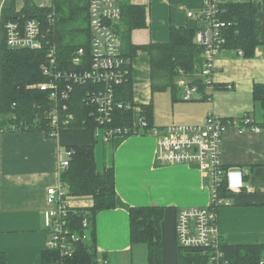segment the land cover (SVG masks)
Listing matches in <instances>:
<instances>
[{
  "label": "crops",
  "instance_id": "1",
  "mask_svg": "<svg viewBox=\"0 0 264 264\" xmlns=\"http://www.w3.org/2000/svg\"><path fill=\"white\" fill-rule=\"evenodd\" d=\"M256 1L260 6L263 45L251 60L233 51L219 55L214 82L234 89L216 95L215 92L211 101L184 102L182 93L173 101L170 93L168 98L163 96L159 100L160 104L168 101L163 109L157 110L151 89L150 57L144 51L137 53L132 61L134 102L139 109L142 105H155L154 127L200 125L212 112L221 118L248 116L259 126L262 111L255 106L252 92L255 84H264V0ZM130 3L146 8L147 27L131 32L135 46L168 43L172 27L202 28L188 14H198L204 0H130ZM135 117H140L139 110L135 111ZM259 127V133L249 130L240 133L231 128L223 136L224 165L248 172L246 181L253 189L251 193L229 194L226 198L231 206L218 211L220 231L232 246L264 245V127ZM93 140L88 130L71 128L64 129L56 138L41 131L0 134V254L5 257L4 264H41V255L47 250L42 215L49 208L47 191L61 183L59 165L68 148L96 143L98 170L102 172L108 164L110 145L102 136ZM112 147L117 208L96 215L98 253L105 255L110 264H123V258L134 264L133 253L138 246H133L130 240V210L163 207L165 264H176V215L182 209L206 207L210 203L201 169L196 165L160 164L156 159V139L152 136L118 137ZM68 202L76 209L91 208L94 204L90 197H68Z\"/></svg>",
  "mask_w": 264,
  "mask_h": 264
},
{
  "label": "trees",
  "instance_id": "2",
  "mask_svg": "<svg viewBox=\"0 0 264 264\" xmlns=\"http://www.w3.org/2000/svg\"><path fill=\"white\" fill-rule=\"evenodd\" d=\"M16 4L17 0H8L1 20L0 134L41 131L49 138H54L50 135L48 119L53 102L48 92L33 89V86L49 80L41 71V67L47 61L46 51L9 48L6 40V26L23 16L26 17L25 20L38 19L47 41L57 47L59 60L70 62L74 52L79 48L84 47L90 52L89 0H52L50 8L40 7L32 0H25L24 7L19 14L16 12ZM122 10L120 36L124 54L131 59L139 51H144L149 55L153 95L170 91L173 101H176L180 91L178 80L182 75L190 81V86H198L204 94L206 88L197 78L202 70L204 55V48L196 43L199 29L172 27L168 43L135 46L131 42V32L147 27L146 8L132 5L130 0H123ZM218 10L216 18L225 23L221 31L225 39L224 51L241 52L244 59H254L257 50L263 45L260 6L257 1L221 0ZM53 13L55 16L50 19L49 16ZM69 69L74 68L70 66ZM228 86L215 83V91H228L230 90ZM233 89L232 86L231 90ZM85 92L86 88L75 87L71 104L75 121L70 128L88 130L95 141L97 125L91 116L92 107L84 102ZM252 95L255 106L262 111V121L258 124L264 127V84H255ZM117 98L120 102L136 106L132 72L129 81L118 87ZM200 101H207V99L203 98ZM140 109V117L145 120L148 128L154 127V104L142 105ZM223 119L234 120V118ZM135 121L133 110H120L115 114L113 126L132 128ZM253 125H256L255 121ZM107 144L110 145L108 164L102 172L97 167L96 143L68 148L72 155L69 167L60 175V181L67 187L68 197H90L94 204L91 208L71 209L70 219L73 220V225L81 224L84 218H89L91 237L88 242L79 246L76 256L66 261L65 264H99L100 259L107 261L105 255L97 251L96 237L97 213L117 208L113 147L112 142ZM223 193L224 196L231 194L226 190ZM165 211L163 207L153 206L135 207L130 210L131 244L146 246L147 264H165L163 232ZM177 217L178 214L175 219L176 264H208L202 250L182 248L178 245ZM222 249L231 264H260L264 260V245L232 246L223 240ZM5 261L3 254H0V264H4ZM57 262H60V255L57 252L45 250L42 253L41 264H56Z\"/></svg>",
  "mask_w": 264,
  "mask_h": 264
},
{
  "label": "built area",
  "instance_id": "3",
  "mask_svg": "<svg viewBox=\"0 0 264 264\" xmlns=\"http://www.w3.org/2000/svg\"><path fill=\"white\" fill-rule=\"evenodd\" d=\"M221 0H204L203 9L189 18L195 19L202 28L196 43L204 48L203 66L197 78L205 86L203 94L198 86H190L189 80L182 75L178 86L184 102L198 101L206 98L212 100L215 93L214 76L217 72L216 62L224 51L225 39L221 35L225 23L216 17ZM8 0H0V37L1 20ZM25 2V1H24ZM16 4L17 14L24 7ZM123 0H89V27L91 32L90 52L82 47L76 50L70 62L60 61L55 45L49 43L43 34L38 19H26L10 22L6 26V40L13 50L46 51L47 61L41 71L49 80L33 89L48 92L53 107L48 115L50 135L58 137L61 131L70 128L75 121L72 111V95L76 86L86 88L84 102L92 107L91 116L97 128L95 136H102L106 143L116 138L129 136H152L156 139V159L167 166L196 165L201 169V176L207 184L210 203L206 207H192L180 210L177 217L176 235L178 245L187 249L202 250L208 264H231L222 249L224 237L219 228L218 211L231 206L224 196V190L231 194L253 192L247 183L249 173L237 168H227L222 159V141L227 130L236 128L240 133L249 130L261 132L253 125L254 120L248 116L241 119L225 120L215 113H210L200 125H171L148 128L141 117L136 118L134 126L114 127L115 114L120 110L141 109L131 104L120 102L117 98L118 87L129 81L133 59L125 56L120 36L123 17ZM42 7V6H40ZM55 14L49 16L53 19ZM242 56V53L239 52ZM74 69H69L70 66ZM231 90L232 86H228ZM72 153L67 151L60 162V175L69 167ZM61 182V181H60ZM67 187L60 183L57 188L47 191L49 208L43 212L44 231L47 236L46 249L57 252L60 262L73 259L81 244L91 237V222L88 217L81 224L73 225L70 219L71 205L68 202ZM99 264L108 261L99 260ZM260 264H264V260Z\"/></svg>",
  "mask_w": 264,
  "mask_h": 264
},
{
  "label": "rangeland",
  "instance_id": "4",
  "mask_svg": "<svg viewBox=\"0 0 264 264\" xmlns=\"http://www.w3.org/2000/svg\"><path fill=\"white\" fill-rule=\"evenodd\" d=\"M23 1H25V0H17L18 5L20 6L23 3ZM32 1L34 3H36L38 6L49 7V8L52 6V0H32ZM183 91L184 90L181 89L179 91V93L181 94ZM220 91H226V90H217V91H215L216 92L215 95ZM228 91H233V90H228ZM169 95H170V91L163 92V93H156L153 95V97L155 99V105H156L157 110L163 109L165 103L168 101L166 99V101L164 103L160 104L159 100L161 98H163V96H164V98H168L167 96H169ZM158 113H160V112L158 111ZM99 149H101V145H100ZM136 246H138V247H136V249H135L136 251H134V253H133V263L134 264H147V262H146V260H147L146 259V250H145L146 246L145 245H136ZM127 256L130 258L131 254L129 253V254H127ZM127 260H128L127 258H125V259L123 258V264H129Z\"/></svg>",
  "mask_w": 264,
  "mask_h": 264
}]
</instances>
